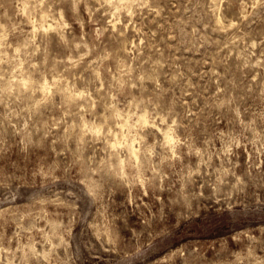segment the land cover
<instances>
[{"label":"clouds","instance_id":"1","mask_svg":"<svg viewBox=\"0 0 264 264\" xmlns=\"http://www.w3.org/2000/svg\"><path fill=\"white\" fill-rule=\"evenodd\" d=\"M0 264H264V0H0Z\"/></svg>","mask_w":264,"mask_h":264}]
</instances>
